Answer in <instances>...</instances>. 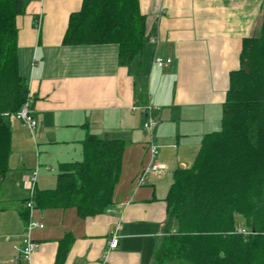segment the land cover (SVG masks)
<instances>
[{"label":"crops","instance_id":"1","mask_svg":"<svg viewBox=\"0 0 264 264\" xmlns=\"http://www.w3.org/2000/svg\"><path fill=\"white\" fill-rule=\"evenodd\" d=\"M82 3L29 0L17 20L19 71L28 81L38 127L33 138L15 116L9 118L12 153L0 187V264H16L15 247L21 246L27 225L22 213L36 170L35 147L37 154L42 148L48 155L47 163L38 164L44 167L38 169L36 190H51L58 173L53 176L55 171L46 167L59 170L61 164L82 162L89 135L126 143L113 205L88 218L75 208H34L32 219L44 228L32 233L41 245L33 264H57L65 238L69 248L62 249L63 264H154L173 175L192 166L204 138L221 129L230 74L240 68L243 41L255 34L264 13V0H140L149 39L139 63L121 66L116 44L63 45L70 15ZM156 57L172 64L159 68ZM135 102L155 107L159 161L170 168L163 177L149 176L139 188L150 159L144 115L131 109ZM114 235L120 245L111 250Z\"/></svg>","mask_w":264,"mask_h":264},{"label":"trees","instance_id":"2","mask_svg":"<svg viewBox=\"0 0 264 264\" xmlns=\"http://www.w3.org/2000/svg\"><path fill=\"white\" fill-rule=\"evenodd\" d=\"M28 1L0 0V187L10 172L9 118L33 99L18 56L17 20ZM149 33L140 0H83L70 15L63 45L116 44L120 65L131 66L140 62ZM125 148L124 140L87 136L84 160L61 164L56 187L36 190L34 208H75L82 218L103 214L113 205ZM28 201L22 213L27 224ZM166 203L154 264H264V20L260 35L243 41L221 129L204 138L192 166L175 171ZM240 227L252 234L238 233ZM68 243L60 242L57 264Z\"/></svg>","mask_w":264,"mask_h":264},{"label":"built area","instance_id":"3","mask_svg":"<svg viewBox=\"0 0 264 264\" xmlns=\"http://www.w3.org/2000/svg\"><path fill=\"white\" fill-rule=\"evenodd\" d=\"M40 25L41 19L37 20V26L40 27ZM154 64L159 68H166L172 64V60L156 57L154 60ZM32 104L33 99L30 97L22 107L20 112L15 116V119L21 122L24 126L28 127L33 138H35L38 122L34 117ZM131 109L133 113L140 112L144 115L143 132L147 138V149L150 159L148 165L143 169L137 181V187L139 188L145 185V182L149 176L163 177L170 172V168L166 164L159 161L160 146L156 143L155 139V133L159 121L155 116V107H153L150 103L142 104L139 102H135ZM38 169L39 167L34 170L30 177V195L28 198L29 201L26 203V209L29 210L30 220L26 225L25 232L22 235L21 246L15 247L16 256L14 257V262L16 264H33V256L39 251L41 247V245L37 243L32 236L34 230L44 228V225L42 223L32 219V212L34 210L33 198L36 193ZM238 233L243 234L244 236H249L252 234L243 227H240L238 229ZM119 239V236H113L110 243L111 250L117 249L119 247Z\"/></svg>","mask_w":264,"mask_h":264},{"label":"rangeland","instance_id":"4","mask_svg":"<svg viewBox=\"0 0 264 264\" xmlns=\"http://www.w3.org/2000/svg\"><path fill=\"white\" fill-rule=\"evenodd\" d=\"M263 20H264V13H263V15L261 16V20H260V22H259V24H258V26H257V30H256V32H255L256 35H260L261 29H262V26H263ZM216 130L219 131V130H220V126H219L218 128H216ZM214 131H215V130H214ZM30 136H31V134H30ZM30 138H31V140L33 141L32 137H30ZM38 138H39V137L37 136V140H38ZM35 141H36V139H35ZM35 143H36V145H37L39 142L37 143V141H36ZM34 154H35V156H36V157H34V160L36 161V167H35V169H36L37 167H39L38 164L43 165V164L47 163V162H44L43 159H45V157L48 156V155H46V153L44 152V150H42V148H39V150H38V154H37L36 147H35ZM48 164H50V163H48ZM50 165H51V164H50ZM42 167H44V166H42ZM42 167H41V168H42ZM41 168H40V169H41ZM46 168H51V169H53V170L55 171V173H54L53 176H56V173H58V168H57L56 166L51 165V167H46ZM40 169H39V172H40Z\"/></svg>","mask_w":264,"mask_h":264}]
</instances>
